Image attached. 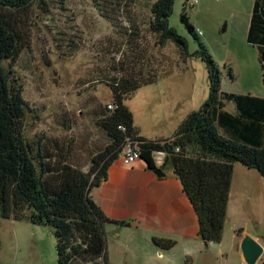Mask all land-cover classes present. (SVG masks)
Here are the masks:
<instances>
[{
	"label": "rangeland",
	"instance_id": "374dc122",
	"mask_svg": "<svg viewBox=\"0 0 264 264\" xmlns=\"http://www.w3.org/2000/svg\"><path fill=\"white\" fill-rule=\"evenodd\" d=\"M192 1L175 0L168 17L169 25L186 39L189 55L183 56L174 42L158 47L155 36L141 28L154 0H48V13L38 10L37 18L25 23L29 47L15 62L2 63L12 69L28 105L24 136L30 140L44 132L47 137L73 138L72 152L83 161L89 150L106 143L94 124L92 100L111 103L110 87L99 81L121 76L133 25L141 28L140 46L125 62L143 59L144 68L153 67L160 75L125 101L144 137H171L208 97L206 66L196 53L200 47L217 62L223 90L264 96L258 48L246 39L254 0ZM183 12L196 35L181 19ZM148 49L160 63H146ZM226 109H233L231 102ZM244 234L260 240L263 252L256 264H264V179L257 170L235 162L221 240L208 248L211 264H246L240 250ZM182 243L170 252L168 263L176 264L181 257ZM202 255H195V263L205 264ZM0 264H59L52 226L0 217Z\"/></svg>",
	"mask_w": 264,
	"mask_h": 264
},
{
	"label": "trees",
	"instance_id": "16d2710c",
	"mask_svg": "<svg viewBox=\"0 0 264 264\" xmlns=\"http://www.w3.org/2000/svg\"><path fill=\"white\" fill-rule=\"evenodd\" d=\"M174 1L148 4L149 17L141 28L155 36L158 47L171 40L186 56V39L168 23ZM48 5V0H0V217L52 226L59 264H112L107 258L104 225L127 222L106 216L91 192L107 178L109 165L122 155L125 144L132 143L149 169L156 166L155 156L160 155L158 167L174 170L196 212L198 236L204 245L219 242L234 163L257 170L264 179V96L223 90L217 62L200 47L196 53L206 66L208 97L182 120L171 137H144L125 101L160 75L153 67L144 68L143 59L125 62L126 55L140 46L141 28L133 25L126 39L121 76L116 81H99L110 87L111 103L92 100L94 124L106 143L89 150L83 161L72 152L73 138L47 137L42 132L29 140L24 136L28 105L22 86L12 69H5L2 63L15 62L29 47L25 23L29 17L36 19L38 10L48 13ZM181 19L196 35L185 12ZM246 39L258 48L264 82V0L253 1ZM147 58L148 65L160 63L151 50ZM229 75L232 77L230 70ZM230 102L233 109L227 110ZM153 242L163 249L175 244L163 238H153Z\"/></svg>",
	"mask_w": 264,
	"mask_h": 264
},
{
	"label": "crops",
	"instance_id": "0c3cea01",
	"mask_svg": "<svg viewBox=\"0 0 264 264\" xmlns=\"http://www.w3.org/2000/svg\"><path fill=\"white\" fill-rule=\"evenodd\" d=\"M155 159L158 166L161 156L156 155ZM162 171L164 175L156 174L142 158L126 166L120 155L109 165L107 178L92 190L93 199L106 216L127 222L104 225L110 263L172 264L168 263L170 252L180 241L182 252L174 260L176 264H201L195 263L196 254H203L205 264L212 263L208 248L218 242L204 245L198 236L196 212L180 180L172 168ZM153 238L172 239L175 244L163 249Z\"/></svg>",
	"mask_w": 264,
	"mask_h": 264
},
{
	"label": "water",
	"instance_id": "95a60500",
	"mask_svg": "<svg viewBox=\"0 0 264 264\" xmlns=\"http://www.w3.org/2000/svg\"><path fill=\"white\" fill-rule=\"evenodd\" d=\"M152 170L156 174L164 175L158 166H155ZM240 250L246 264H256L263 252V247L256 239L248 234H244L240 241Z\"/></svg>",
	"mask_w": 264,
	"mask_h": 264
},
{
	"label": "built area",
	"instance_id": "2783aa9c",
	"mask_svg": "<svg viewBox=\"0 0 264 264\" xmlns=\"http://www.w3.org/2000/svg\"><path fill=\"white\" fill-rule=\"evenodd\" d=\"M197 0H193L191 4H195ZM109 108L112 107L111 104L108 105ZM122 163L126 166H131L135 161L140 159V152L136 145L132 143H126L122 155H121Z\"/></svg>",
	"mask_w": 264,
	"mask_h": 264
}]
</instances>
